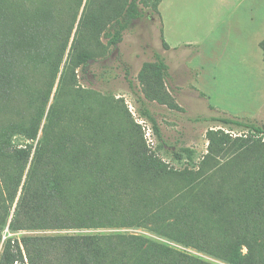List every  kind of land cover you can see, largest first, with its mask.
<instances>
[{
	"label": "trees",
	"instance_id": "16d2710c",
	"mask_svg": "<svg viewBox=\"0 0 264 264\" xmlns=\"http://www.w3.org/2000/svg\"><path fill=\"white\" fill-rule=\"evenodd\" d=\"M83 1L0 0V264H213L135 233L4 236L134 226L230 264H264V123L205 119L223 127L207 130L197 164L193 149L175 152L190 162L182 169L143 135L129 141L76 68L102 34L120 43L149 0H86L81 11ZM168 69L157 55L137 75L140 111L158 135L147 103L182 109Z\"/></svg>",
	"mask_w": 264,
	"mask_h": 264
},
{
	"label": "rangeland",
	"instance_id": "374dc122",
	"mask_svg": "<svg viewBox=\"0 0 264 264\" xmlns=\"http://www.w3.org/2000/svg\"><path fill=\"white\" fill-rule=\"evenodd\" d=\"M139 7L140 16L131 21L120 43L110 46L102 34L93 48L94 56L76 68L81 85L99 94L101 108L107 110V100L111 101L107 117L115 130L131 142L143 135L150 149L171 167L182 169L191 166L190 162L186 158L178 161L175 152L182 147L193 149L197 164L207 152V130L223 127L205 119L227 115L264 123V52L260 45L264 0H149L148 5ZM157 55L166 59V86L182 108L147 103L159 135L137 101L138 72L145 61H154ZM232 132L242 133L238 129ZM117 232L144 235L213 264H230L141 226L15 232L6 228L4 236Z\"/></svg>",
	"mask_w": 264,
	"mask_h": 264
}]
</instances>
